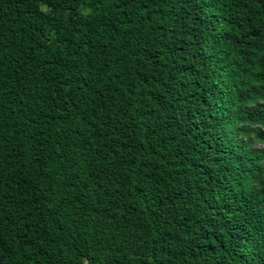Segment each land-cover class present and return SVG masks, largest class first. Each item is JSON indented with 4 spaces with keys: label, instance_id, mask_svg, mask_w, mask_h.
Masks as SVG:
<instances>
[{
    "label": "trees",
    "instance_id": "16d2710c",
    "mask_svg": "<svg viewBox=\"0 0 264 264\" xmlns=\"http://www.w3.org/2000/svg\"><path fill=\"white\" fill-rule=\"evenodd\" d=\"M0 264H264V0H0Z\"/></svg>",
    "mask_w": 264,
    "mask_h": 264
},
{
    "label": "rangeland",
    "instance_id": "374dc122",
    "mask_svg": "<svg viewBox=\"0 0 264 264\" xmlns=\"http://www.w3.org/2000/svg\"><path fill=\"white\" fill-rule=\"evenodd\" d=\"M261 146H262V145H260V144H259V145H255V148H256V149H260Z\"/></svg>",
    "mask_w": 264,
    "mask_h": 264
}]
</instances>
